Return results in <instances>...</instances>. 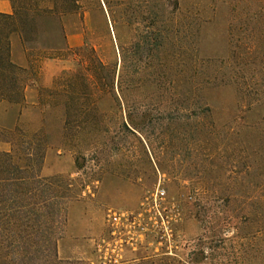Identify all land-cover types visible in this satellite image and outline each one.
<instances>
[{"label": "rangeland", "instance_id": "obj_1", "mask_svg": "<svg viewBox=\"0 0 264 264\" xmlns=\"http://www.w3.org/2000/svg\"><path fill=\"white\" fill-rule=\"evenodd\" d=\"M79 3L64 41L38 33L56 50L10 35L38 86L20 115L0 104V151L15 122L46 146L0 264H51L53 241L61 264H264V0ZM158 185L169 237L138 216Z\"/></svg>", "mask_w": 264, "mask_h": 264}, {"label": "trees", "instance_id": "obj_2", "mask_svg": "<svg viewBox=\"0 0 264 264\" xmlns=\"http://www.w3.org/2000/svg\"><path fill=\"white\" fill-rule=\"evenodd\" d=\"M12 5L11 14H0V104L6 102L10 107L17 108L20 115L24 103V81L22 74L25 70L11 60L10 35L18 33L24 43L26 50L42 49L35 47L38 42L40 30L49 31L51 37L65 40V30L62 24V16L78 12L81 8L79 0H9ZM42 50H56L54 45L48 43ZM81 50V48H79ZM57 58L56 56H46ZM97 64L103 66L99 59ZM8 134L19 136L18 147L0 151V219H6V225L11 234L20 235L25 233V228L15 224L14 219L18 212L17 194L20 188L30 192V185L39 180V172L45 153V142L43 136H29L22 131L15 122ZM28 198V197H27ZM27 202L23 206H29ZM27 218V211L23 212ZM26 227V226H25ZM12 234V235H13ZM51 264H61L56 257L55 241L51 243ZM18 247V246H16ZM18 249L23 252L27 250L22 245ZM22 257L21 260H24ZM23 261H21L22 263Z\"/></svg>", "mask_w": 264, "mask_h": 264}, {"label": "built area", "instance_id": "obj_3", "mask_svg": "<svg viewBox=\"0 0 264 264\" xmlns=\"http://www.w3.org/2000/svg\"><path fill=\"white\" fill-rule=\"evenodd\" d=\"M164 196H165V190L158 185L155 189V192L152 194L150 203H147L148 204L147 206H149V208L144 207L145 213L141 212L138 214V216L142 217L143 215H146V213H149L151 211L152 212L151 216L153 218L151 220H153L152 222L162 232L161 234L162 237H164L165 235L169 237L170 222L168 220L166 210L162 206V200L164 199ZM129 217L130 216L128 215V213L120 212V211H110L108 214V218L113 225L120 223L122 220L128 221L130 219ZM132 219L135 220V217L132 216ZM138 229L142 231L146 230V226L139 223ZM102 264H105V262L103 261Z\"/></svg>", "mask_w": 264, "mask_h": 264}, {"label": "crops", "instance_id": "obj_4", "mask_svg": "<svg viewBox=\"0 0 264 264\" xmlns=\"http://www.w3.org/2000/svg\"><path fill=\"white\" fill-rule=\"evenodd\" d=\"M12 13V5L11 2L9 0H0V14H11ZM17 40H13L12 41V46H19L20 43H18ZM17 51V50H16ZM15 51V52H16ZM21 52H19V58L20 60L18 61V65L20 67L23 68H28L29 67V62L24 54V52L22 50H20ZM18 52V51H17ZM52 63L48 62H44V65L47 67L48 65H50ZM37 83H28L25 86L24 89V97H25V102L27 104V107L33 108L34 106H36V102H35V97L36 96V89H37Z\"/></svg>", "mask_w": 264, "mask_h": 264}]
</instances>
